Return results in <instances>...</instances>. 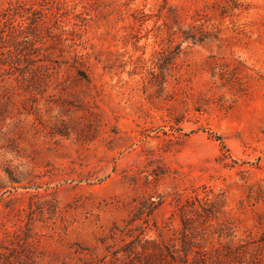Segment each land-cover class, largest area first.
Masks as SVG:
<instances>
[{
  "label": "rangeland",
  "instance_id": "1",
  "mask_svg": "<svg viewBox=\"0 0 264 264\" xmlns=\"http://www.w3.org/2000/svg\"><path fill=\"white\" fill-rule=\"evenodd\" d=\"M183 239L264 264V0H0V264Z\"/></svg>",
  "mask_w": 264,
  "mask_h": 264
},
{
  "label": "trees",
  "instance_id": "2",
  "mask_svg": "<svg viewBox=\"0 0 264 264\" xmlns=\"http://www.w3.org/2000/svg\"><path fill=\"white\" fill-rule=\"evenodd\" d=\"M185 238H187V235H184ZM193 244H191L190 240L188 239H183V245H182V249H179L181 254L180 256H176L175 252H178V250H171L170 253L166 256V255H159L158 257L161 256H165V259L168 263L170 264H178V262L182 263V264H188L189 263V255H190V251L192 250ZM199 255H205V253H202L201 251L197 250L196 251ZM149 258H151L150 260H146L144 263L141 264H156L155 261H157L156 259L158 258L156 255V253H150L149 254ZM168 256L170 257V259L168 258ZM202 259L204 257H201ZM111 264H126V263H120V262H113ZM130 264H136V263H130Z\"/></svg>",
  "mask_w": 264,
  "mask_h": 264
}]
</instances>
